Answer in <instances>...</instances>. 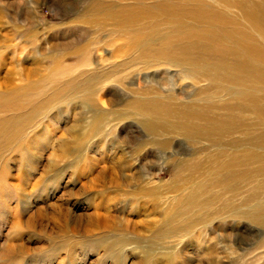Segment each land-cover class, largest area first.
Instances as JSON below:
<instances>
[{"label": "rangeland", "instance_id": "rangeland-1", "mask_svg": "<svg viewBox=\"0 0 264 264\" xmlns=\"http://www.w3.org/2000/svg\"><path fill=\"white\" fill-rule=\"evenodd\" d=\"M198 1L0 0V264H264V5Z\"/></svg>", "mask_w": 264, "mask_h": 264}, {"label": "bare ground", "instance_id": "bare-ground-1", "mask_svg": "<svg viewBox=\"0 0 264 264\" xmlns=\"http://www.w3.org/2000/svg\"><path fill=\"white\" fill-rule=\"evenodd\" d=\"M142 1V0H141ZM186 1V0H185ZM193 1V0H192ZM198 1V0H197ZM201 1V0H200ZM200 1H198V3H200ZM204 1V0H203ZM218 1H221V0H218ZM229 1V0H228ZM202 2V1H201ZM262 3H263V5H264V0H262L261 1ZM202 3H205V1L204 2H202ZM253 3V2H252ZM186 4V3H185ZM249 4V3H248ZM235 5V4H234ZM179 7V6H178ZM239 7H241V6H239ZM256 7H258V6H256ZM255 7V11L258 13V12H260L261 13V11L259 10H257V8ZM250 9H252L251 11L249 10V13H248V17L254 22V23H252V24H254V25H257L258 26V20H260L259 18H261V17H258L257 15H256V13L255 12H253L254 10H253V7H251ZM190 10V9H189ZM142 12V11H141ZM207 11L206 10H204V7H203V5L200 3V5L196 8V9H194V10H190V14H192L193 15V17H195V18H200V19H202V18H204L206 15H207V13H206ZM136 14V13H135ZM140 15V14H139ZM213 15V14H212ZM239 16V15H238ZM257 16V17H256ZM210 19V18H209ZM251 25V24H250ZM258 28H259V26H258ZM247 32V31H246ZM256 32V31H255ZM243 33V32H242ZM239 35H240V33H239ZM263 46H264V40H263ZM257 52V51H256ZM263 52V51H262ZM258 53V52H257ZM264 56V55H263ZM243 57H244V55H243ZM237 58V57H236ZM241 62V61H240ZM244 62V61H243ZM221 63V62H220ZM245 63V62H244ZM221 65H222V63H221ZM245 65V64H244ZM243 65V66H244ZM232 66V65H231ZM228 67V66H227ZM15 68V67H14ZM223 68V67H222ZM241 68V71H242V67H240ZM251 68V67H250ZM259 68V67H258ZM23 69V68H22ZM16 69H13L11 72V74H12V76L14 75V71H15ZM229 70H231V68L229 69ZM236 70V69H235ZM239 70V69H238ZM247 70V69H246ZM21 71V70H20ZM225 71V70H224ZM226 72H227V70H226ZM225 72V73H226ZM243 72H244V70H243ZM246 72V71H245ZM22 73V72H21ZM238 73H239V71H238ZM247 74V73H246ZM23 75V74H22ZM228 76V75H227ZM26 78H28V76H26ZM244 79H246L245 78V76L243 77ZM258 78V77H257ZM263 78V77H262ZM236 79V78H235ZM239 79H240V77H239ZM253 79V80H252ZM252 79H248V80H252V81H254V78L252 77ZM258 80V79H257ZM233 81V80H232ZM235 81V80H234ZM246 81V80H245ZM258 81H260V80H258ZM250 83V82H249ZM251 84V83H250ZM263 85V84H262ZM249 94V93H248ZM245 94H243V96H244ZM3 97H4V95H3ZM247 97H250V96H247ZM247 97H245V98H247ZM2 98V97H1ZM5 99V98H4ZM7 100V99H6ZM56 156V155H55ZM103 179H105V177H103ZM94 181H97V180H94ZM101 210H103V209H101ZM108 211L106 210V213H107ZM106 213H105V215H103V214H100L99 212H98V210L95 208L94 210H93V213L90 215V218H91V220H99V218L100 219H103V218H108V214L106 215Z\"/></svg>", "mask_w": 264, "mask_h": 264}]
</instances>
